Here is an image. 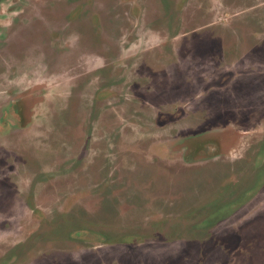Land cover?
<instances>
[{
  "label": "rangeland",
  "instance_id": "374dc122",
  "mask_svg": "<svg viewBox=\"0 0 264 264\" xmlns=\"http://www.w3.org/2000/svg\"><path fill=\"white\" fill-rule=\"evenodd\" d=\"M0 264H264V0H0Z\"/></svg>",
  "mask_w": 264,
  "mask_h": 264
}]
</instances>
